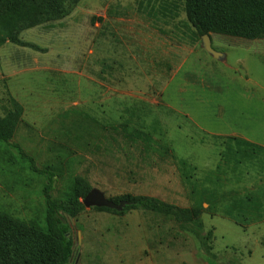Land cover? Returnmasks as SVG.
<instances>
[{"label":"rangeland","instance_id":"rangeland-1","mask_svg":"<svg viewBox=\"0 0 264 264\" xmlns=\"http://www.w3.org/2000/svg\"><path fill=\"white\" fill-rule=\"evenodd\" d=\"M19 40L0 45V118L22 108L10 143L59 176L52 198L73 201L80 178L200 208L217 264H264V40L214 35L213 57L183 0H81ZM231 140L259 150L229 156ZM44 183L0 142L1 213L43 228ZM70 228L69 264H206L170 217L84 208Z\"/></svg>","mask_w":264,"mask_h":264},{"label":"trees","instance_id":"trees-1","mask_svg":"<svg viewBox=\"0 0 264 264\" xmlns=\"http://www.w3.org/2000/svg\"><path fill=\"white\" fill-rule=\"evenodd\" d=\"M81 0H0V45L11 44L31 47L19 40V35L29 29L55 23L68 17ZM188 24L199 37L225 36L247 41L264 40V0H183ZM15 110L0 118V142L18 150L20 158L29 170L45 178L42 197L45 202V225L43 228L26 225L0 212V264H69L73 251L71 228L67 218L75 219L84 207L82 200L91 188L85 181L75 178L74 200L62 201L52 198L51 192L59 176L49 169H39L35 160L15 144L10 143L20 123L22 108L14 103ZM233 142L234 145L230 146ZM259 150L247 142L229 141V156L250 157ZM185 167L184 162H180ZM184 169L187 170L185 167ZM183 169V170H184ZM109 200V199H108ZM114 204L125 202L121 212L96 209L117 215L130 211L150 212L170 217L180 224L181 231L189 236L206 264L216 257L210 255L207 243L211 233H203L200 208L177 209L151 197L123 195L110 199ZM240 205L239 203H237ZM224 210L230 215L233 209ZM192 224L199 229L186 228ZM211 261V262H210Z\"/></svg>","mask_w":264,"mask_h":264},{"label":"water","instance_id":"water-1","mask_svg":"<svg viewBox=\"0 0 264 264\" xmlns=\"http://www.w3.org/2000/svg\"><path fill=\"white\" fill-rule=\"evenodd\" d=\"M202 43H203V48L207 53H209L213 57L219 56L216 52L212 50L211 42L208 36L202 37ZM81 203L85 209H91V208L108 209V210L116 211L118 213L121 212L126 205L125 202L114 204L105 197V194L103 192L97 189H91ZM67 220L70 225L72 221L71 218L68 217ZM74 249L77 250V245L74 247ZM75 250H73L69 262H71V260L73 259L75 255Z\"/></svg>","mask_w":264,"mask_h":264},{"label":"flooded vegetation","instance_id":"flooded-vegetation-1","mask_svg":"<svg viewBox=\"0 0 264 264\" xmlns=\"http://www.w3.org/2000/svg\"><path fill=\"white\" fill-rule=\"evenodd\" d=\"M75 246H76V245H75ZM75 246H74V247H75ZM74 247H73V250H75ZM72 252H73V251H72ZM76 253H77V250H75V254H76ZM74 257H75V255H74ZM74 257H73V259L71 260V262H73ZM71 262H69V263H71Z\"/></svg>","mask_w":264,"mask_h":264}]
</instances>
